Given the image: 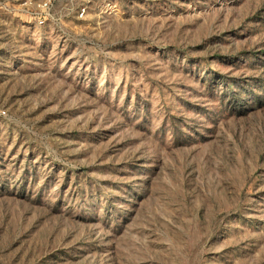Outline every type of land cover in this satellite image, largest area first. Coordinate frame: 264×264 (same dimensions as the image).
Masks as SVG:
<instances>
[{"label":"rangeland","instance_id":"374dc122","mask_svg":"<svg viewBox=\"0 0 264 264\" xmlns=\"http://www.w3.org/2000/svg\"><path fill=\"white\" fill-rule=\"evenodd\" d=\"M0 264H264V0H0Z\"/></svg>","mask_w":264,"mask_h":264},{"label":"built area","instance_id":"2783aa9c","mask_svg":"<svg viewBox=\"0 0 264 264\" xmlns=\"http://www.w3.org/2000/svg\"><path fill=\"white\" fill-rule=\"evenodd\" d=\"M41 6H42L44 9L48 8V4H47V2L42 3ZM84 11H85V9L82 8L81 11H80V15L83 16ZM47 14H48V13H42V14H39V16H38V22H39L40 24H43V23H44V18H46V15H47Z\"/></svg>","mask_w":264,"mask_h":264},{"label":"trees","instance_id":"16d2710c","mask_svg":"<svg viewBox=\"0 0 264 264\" xmlns=\"http://www.w3.org/2000/svg\"><path fill=\"white\" fill-rule=\"evenodd\" d=\"M216 72H217V74H218V71H216ZM216 72H215V73H216ZM230 92H231V94H230L231 98H233V100H236V99L238 100V98H239V97H238V92H239V91H234V90H233V91H230Z\"/></svg>","mask_w":264,"mask_h":264}]
</instances>
